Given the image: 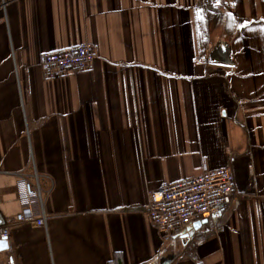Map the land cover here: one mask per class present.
<instances>
[{
	"label": "crops",
	"instance_id": "obj_1",
	"mask_svg": "<svg viewBox=\"0 0 264 264\" xmlns=\"http://www.w3.org/2000/svg\"><path fill=\"white\" fill-rule=\"evenodd\" d=\"M87 42L93 69L46 78ZM221 167L236 198L167 239L150 192ZM21 172L47 227L0 264H264V0H0V226Z\"/></svg>",
	"mask_w": 264,
	"mask_h": 264
},
{
	"label": "built area",
	"instance_id": "obj_2",
	"mask_svg": "<svg viewBox=\"0 0 264 264\" xmlns=\"http://www.w3.org/2000/svg\"><path fill=\"white\" fill-rule=\"evenodd\" d=\"M96 58L94 44L87 42L62 50L44 52L39 58V65L46 78L55 79L70 72H86L93 69ZM18 175L17 200L22 206V211L0 226V238H8L11 229L20 223L47 227L48 214L44 209L38 175L22 172ZM237 194L233 171L228 167H221L183 180L163 183L150 192L146 212L161 233L170 239L193 221L209 219L221 213ZM35 202L41 208L39 216L33 213Z\"/></svg>",
	"mask_w": 264,
	"mask_h": 264
},
{
	"label": "water",
	"instance_id": "obj_3",
	"mask_svg": "<svg viewBox=\"0 0 264 264\" xmlns=\"http://www.w3.org/2000/svg\"><path fill=\"white\" fill-rule=\"evenodd\" d=\"M207 219L196 222L195 226H199L201 223L206 222ZM9 248V244H8V239L7 238H2V240L0 241V249H8Z\"/></svg>",
	"mask_w": 264,
	"mask_h": 264
},
{
	"label": "rangeland",
	"instance_id": "obj_4",
	"mask_svg": "<svg viewBox=\"0 0 264 264\" xmlns=\"http://www.w3.org/2000/svg\"><path fill=\"white\" fill-rule=\"evenodd\" d=\"M229 5H230V4H226V5L224 6V9H226L227 14L230 12V9H231V7H230Z\"/></svg>",
	"mask_w": 264,
	"mask_h": 264
}]
</instances>
